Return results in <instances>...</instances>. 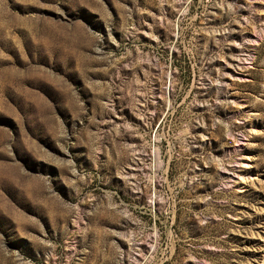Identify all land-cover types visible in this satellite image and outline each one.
<instances>
[{
  "label": "rangeland",
  "instance_id": "1",
  "mask_svg": "<svg viewBox=\"0 0 264 264\" xmlns=\"http://www.w3.org/2000/svg\"><path fill=\"white\" fill-rule=\"evenodd\" d=\"M0 264H264V0H0Z\"/></svg>",
  "mask_w": 264,
  "mask_h": 264
}]
</instances>
